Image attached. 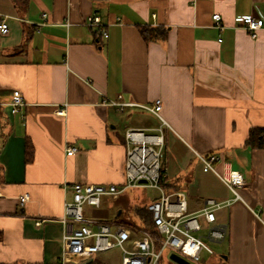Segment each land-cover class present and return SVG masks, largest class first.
Instances as JSON below:
<instances>
[{
	"label": "crops",
	"instance_id": "obj_1",
	"mask_svg": "<svg viewBox=\"0 0 264 264\" xmlns=\"http://www.w3.org/2000/svg\"><path fill=\"white\" fill-rule=\"evenodd\" d=\"M90 15L107 38L84 24ZM245 15L264 21V0H30L22 14L0 0V264L106 259L66 253L64 205L73 184H125L126 132L158 134L143 108L157 100L169 125L165 192L184 193L188 214L221 203L215 225L226 238L210 241L218 254L204 263L264 264V147L249 144L264 130V27L252 39L237 22ZM16 90L25 105L12 114ZM209 153L243 175L240 199L203 171L197 155ZM135 213L141 224L127 227L150 223L145 208ZM104 215L87 219L112 222Z\"/></svg>",
	"mask_w": 264,
	"mask_h": 264
},
{
	"label": "built area",
	"instance_id": "obj_2",
	"mask_svg": "<svg viewBox=\"0 0 264 264\" xmlns=\"http://www.w3.org/2000/svg\"><path fill=\"white\" fill-rule=\"evenodd\" d=\"M46 17V15L44 16ZM215 25L223 30L220 15H213ZM237 22L246 29L252 39L264 27L261 17L245 15L237 17ZM84 24L96 28L105 38L108 37L100 17L90 15ZM8 24L0 23V32L7 34ZM222 41L221 39L219 40ZM9 104L11 113H19L25 105L23 94L16 90ZM114 105H117L114 103ZM121 106L120 104H118ZM122 106H125L123 104ZM161 122L158 134L147 135L142 130L126 132L127 158L126 182L117 185H90L76 183L71 187L72 199L65 202V214L62 223L66 228L64 236L67 254L97 256L118 249L122 255L119 264H159L166 250L182 258L189 264H205L202 253L213 255L209 241H223L226 228L216 226V209L221 203L207 200L205 206L196 214H188L187 201L182 192L167 193L161 184V167L164 147V129L169 127L162 117V101L157 100L150 106L143 107ZM76 148H68L67 155L72 156ZM204 172L213 173L228 189L240 199L238 189L245 186L243 175L236 171L231 161L216 153L198 154ZM152 187L161 193L159 199L146 207L149 224L127 227L115 222L87 219L85 206L100 208L103 198L117 199L130 188ZM28 196L20 198L22 204ZM200 218L210 224L205 236L201 234L204 227ZM40 225V222L37 223Z\"/></svg>",
	"mask_w": 264,
	"mask_h": 264
},
{
	"label": "rangeland",
	"instance_id": "obj_3",
	"mask_svg": "<svg viewBox=\"0 0 264 264\" xmlns=\"http://www.w3.org/2000/svg\"><path fill=\"white\" fill-rule=\"evenodd\" d=\"M145 134L150 135L154 134L153 132H145ZM161 193L158 189L152 187H135L128 189L125 193L119 195L117 200H112L110 197L103 198V203L100 208L94 206H85L84 214L88 218H97L104 213V217L108 218L110 221H116L118 224L131 223L141 224L139 216L136 215L135 210L137 208H145L150 202L159 199ZM122 212L119 214V212ZM208 227H204V230L201 232L203 236L206 235ZM210 245L212 243L205 239ZM213 246V251L215 254H218L217 246ZM174 255L170 250H166L163 254L162 259L159 264H177L173 259ZM108 264H119L122 258V255L118 249L112 250L105 254ZM216 256L208 255L205 252L202 254V261L206 262L207 260L214 259Z\"/></svg>",
	"mask_w": 264,
	"mask_h": 264
},
{
	"label": "trees",
	"instance_id": "obj_4",
	"mask_svg": "<svg viewBox=\"0 0 264 264\" xmlns=\"http://www.w3.org/2000/svg\"><path fill=\"white\" fill-rule=\"evenodd\" d=\"M14 3V6L17 10L18 13L22 14L24 13L30 4V0H12ZM155 31V30H154ZM142 35L144 37V39L149 40L152 33H153V29H142L141 30ZM160 35L163 36V34L161 33ZM159 33L155 34V36H160ZM249 144L251 145L252 148H263L264 147V130L260 129V130H253L251 132V137L249 139ZM34 158V152H33V147L31 145L30 142H27V162H31L33 161ZM165 164H162L161 167V184L164 187H167V181H166V177H165ZM124 226H131L130 223H124ZM90 264H108L107 259H104L103 257H97L94 262L90 263Z\"/></svg>",
	"mask_w": 264,
	"mask_h": 264
},
{
	"label": "water",
	"instance_id": "obj_5",
	"mask_svg": "<svg viewBox=\"0 0 264 264\" xmlns=\"http://www.w3.org/2000/svg\"><path fill=\"white\" fill-rule=\"evenodd\" d=\"M172 259L177 263V264H189L188 262H186L185 260H183L182 258L176 256V255H172Z\"/></svg>",
	"mask_w": 264,
	"mask_h": 264
}]
</instances>
